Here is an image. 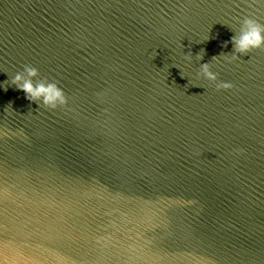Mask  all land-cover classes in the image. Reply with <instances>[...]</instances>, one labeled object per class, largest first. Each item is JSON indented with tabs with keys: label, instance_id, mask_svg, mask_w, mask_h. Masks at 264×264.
Returning a JSON list of instances; mask_svg holds the SVG:
<instances>
[{
	"label": "water",
	"instance_id": "1",
	"mask_svg": "<svg viewBox=\"0 0 264 264\" xmlns=\"http://www.w3.org/2000/svg\"><path fill=\"white\" fill-rule=\"evenodd\" d=\"M245 17L264 0H0V264H264V48L219 56Z\"/></svg>",
	"mask_w": 264,
	"mask_h": 264
},
{
	"label": "clouds",
	"instance_id": "2",
	"mask_svg": "<svg viewBox=\"0 0 264 264\" xmlns=\"http://www.w3.org/2000/svg\"><path fill=\"white\" fill-rule=\"evenodd\" d=\"M230 42L233 46L231 55L221 52L219 56H222L227 62L232 63L240 60L243 56L248 55L254 49L264 48V25H261L251 17H245L242 21L239 35H234ZM228 44L229 41H224L222 42V47L227 48ZM202 51L204 52L203 49ZM216 57L218 56L213 58ZM196 58L202 60L203 55L198 53ZM184 59L191 63L193 57L191 54H186ZM39 75V70L37 68L25 65L23 72L15 74L11 82L15 85L16 89L25 93L26 98L30 102L42 105L44 108L50 110L67 106L68 99L57 83L49 82L46 78L38 80L36 83L33 82ZM199 76L209 81L211 84H215L218 91L230 90L233 88V85L229 82L221 81L217 83L218 74L211 70L209 63L200 64ZM6 90L7 87H5V91Z\"/></svg>",
	"mask_w": 264,
	"mask_h": 264
}]
</instances>
